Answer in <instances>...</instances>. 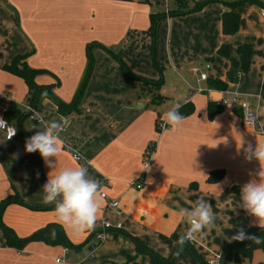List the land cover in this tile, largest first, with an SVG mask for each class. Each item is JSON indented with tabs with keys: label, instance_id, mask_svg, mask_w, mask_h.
<instances>
[{
	"label": "crops",
	"instance_id": "crops-1",
	"mask_svg": "<svg viewBox=\"0 0 264 264\" xmlns=\"http://www.w3.org/2000/svg\"><path fill=\"white\" fill-rule=\"evenodd\" d=\"M198 1L189 0L188 5ZM178 6L175 0H0V104L14 102L26 112V83L3 68L15 55L26 54L29 67L43 70L35 82L51 85L52 93L64 102L73 98L84 77L88 44L93 56L76 111L62 115L56 103L45 97L36 107L38 120H12L17 129L12 140H6L0 129V201L17 193L27 204L8 203L1 221L19 239L49 224L60 226L72 244L67 247L68 260H62V244L40 240L19 247L8 244L0 226V264H152L130 236L168 257L175 245L172 234L181 235L188 228L181 209H190L198 196L207 200L216 217L213 226L190 241L205 259L211 252H221L237 236L240 224L258 225L254 216L233 208L240 202L242 186L259 179V161L247 160L237 145L264 143V7L248 1L237 8L238 31L226 35L221 20L229 8L223 2L211 1L196 11L170 14ZM151 13L164 14L156 21L154 34ZM223 43L232 55L238 46L250 44V65L238 82L213 90L210 99L197 89H208L209 79L226 80L230 61L216 53ZM107 49L116 52L134 75L161 80L159 89L153 91L160 94L153 101L157 106L165 102L169 111L191 102L193 112L183 116L176 128L156 131L157 121L166 112L148 108L152 102L148 88L124 75ZM201 72L206 79L199 78ZM235 93L248 97L258 129L243 126L241 110L232 101L209 116V102L221 97L231 100ZM61 117L62 151L58 158H51L56 162L53 171L87 167L89 175L101 182V193L119 201L121 214L101 197L103 207L97 221L119 222L120 228L104 231L102 241L93 248L97 229L75 233L58 222L54 209L28 207L53 204L42 199L51 169L38 151H26L24 136L31 137L45 123ZM152 143L151 160L145 164L144 154ZM217 169L223 170L222 176L208 181L210 172ZM139 177L141 187L136 188L131 183ZM257 263H264L262 249H255L249 259L223 264ZM171 264L196 263L184 255Z\"/></svg>",
	"mask_w": 264,
	"mask_h": 264
},
{
	"label": "trees",
	"instance_id": "trees-1",
	"mask_svg": "<svg viewBox=\"0 0 264 264\" xmlns=\"http://www.w3.org/2000/svg\"><path fill=\"white\" fill-rule=\"evenodd\" d=\"M176 4L179 5L176 10H171L170 14H182V13H188L192 11H196L201 9L203 6H205L207 3L211 1H221L226 6H228L229 10H226L222 14V32L226 35L234 34L238 31L239 27V21H240V15L237 11V8H240L248 1H253L256 4L261 5L264 7V2L260 0H231V1H223V0H201L198 2H194L191 6L188 5L189 0H175ZM163 13H151L150 14V31L152 34H154V28L156 21L163 16ZM90 46L91 44H88L86 49V56H87V65H86V71L84 74V77L82 78L80 85L77 89V91L74 93L73 98L69 102H64L60 99H58L51 91L52 86L51 85H40L35 82V77L43 70L35 69L29 67L25 62V56L26 54H17L13 57V59L10 61V63L3 66V68L22 78L24 82L27 85V94H26V101L29 104H32L35 107H38V105L41 103L42 99L45 97H48L52 99L56 105L57 110L62 115H67L73 111H76L80 105V101L84 92L85 85L89 79L92 66H93V56L90 52ZM113 57L118 60L121 71L124 75L137 79L141 87L143 86H151V89H147V94L151 97V101H158L160 98V94H157L153 91L158 90L160 87L161 80H146L144 78L138 77L131 73L128 68L125 66V64L122 62L120 56L112 51L107 49ZM216 53L218 55H221L228 59L230 61V67L226 74V80H221L218 78L209 79L208 80V86L213 87L216 89L224 90L229 82H238L242 75L247 72L250 65V58L252 54V48L250 44H242L238 46L237 53L235 55H232L229 51L228 44H221L219 48L217 49ZM155 68L161 73L162 69L155 63ZM146 91V90H145ZM143 93V91H142ZM9 111L7 114L8 119H15L18 123H20L23 119L28 117V113L22 111L20 108H18L14 102H10L8 104ZM193 105L191 102H186L179 107V112L182 116H186L193 112ZM221 109L220 105H216L213 102H209L208 104V114L209 116H213L215 113H217ZM156 131H159L156 125ZM24 138L27 139L26 136ZM154 144V143H153ZM223 174V170H213L210 172L208 181L214 182L218 180ZM39 177L42 178L41 172L39 173ZM19 203L26 205L22 199L19 197L17 193H14L12 196H9L6 199H3L0 201V226L2 228V231L4 233V237L6 239V243L15 245L16 247L21 246L22 244H25L32 240H40L47 244H62L64 247H72V244L67 239L63 229L55 224H49L44 228H41L35 232H33L31 235L27 236L26 238L19 239L17 238L11 231L10 228L5 226L3 222L1 221V214L4 209V207L8 203ZM30 208L34 209H54V205L50 206H43V207H37V206H28ZM240 228L243 229V234L245 239H238L236 236L231 241L226 242L222 248L221 253L224 256L225 262H240L243 259H249L252 256V253L255 249H262L264 251V229L260 228L258 225H250V226H244L243 224H240ZM178 234H172L171 238L175 241V245L168 257H162L152 251L150 248H148L145 244L142 243V241L134 236H130L132 241L134 242L136 248L141 251L145 252L150 256L151 263L152 264H171L174 261H176L178 258L184 256V255H190L194 262L196 264H208L207 259H205L200 253H198L195 249V247L190 243V241L186 242L182 247L177 243L179 239ZM179 253V254H177ZM257 264H264V263H257Z\"/></svg>",
	"mask_w": 264,
	"mask_h": 264
},
{
	"label": "clouds",
	"instance_id": "clouds-1",
	"mask_svg": "<svg viewBox=\"0 0 264 264\" xmlns=\"http://www.w3.org/2000/svg\"><path fill=\"white\" fill-rule=\"evenodd\" d=\"M180 105H176L167 111L162 118V126L176 128L185 119L179 112ZM0 121H3L0 118ZM64 130V122L52 120L45 123L43 129L36 131L26 139L25 148L28 153L39 152L47 167L51 169L48 178L43 185V202L53 204L58 222L65 228L72 229L75 233L91 230L103 207L101 199V182L91 177L88 168L65 167L53 171L56 162L51 159L58 158L62 151L60 133ZM8 138L15 135L16 129H10ZM243 148L245 158H255L260 163L257 172L259 179H253L241 188L240 202L237 207L242 208L251 216H254L258 226L264 229V143L258 141L253 146L249 144L243 147L238 143L237 150ZM181 216L188 224L187 230L179 236L177 243L182 247L186 242L196 238L206 228L213 226L216 219L211 205L203 196H198L190 209H181ZM238 239H245L241 233ZM179 254V253H177Z\"/></svg>",
	"mask_w": 264,
	"mask_h": 264
},
{
	"label": "built area",
	"instance_id": "built-area-1",
	"mask_svg": "<svg viewBox=\"0 0 264 264\" xmlns=\"http://www.w3.org/2000/svg\"><path fill=\"white\" fill-rule=\"evenodd\" d=\"M262 15H264V11H262ZM193 70L195 72H198L197 68H194ZM199 78L206 79V73H204V72L199 73ZM213 90H221V89H216L213 87H210V88L208 87V89H202V88L197 89L198 92H205L207 94V97L210 99L212 98ZM229 101H232L233 103H235L236 105L239 106V108L241 110V120H242L243 126H245L246 128H249L251 130L258 129L259 123H258L256 111L252 107V104L246 95H241V94L235 93V94H233L231 100H229L228 98H225V97H221V98H218L215 101V103L217 105H222V104L228 103ZM24 109L28 113V118H30L32 120H38V118H39L38 111H37L35 106H33L32 104H29V103H25ZM8 111H9L8 105L0 104V118L3 119V121H0V129L4 132L5 139L10 141L16 135L17 129L14 125V122L11 119L7 118ZM156 125H157V128L159 130L158 132H161L162 130L168 128V126H162V119L158 120ZM10 129H16V132H15V135H13L9 139L8 136L10 134V132H9ZM153 149H154V144L152 143L151 146H149L148 149L145 151V154H144L145 155V159H144L145 164H148L150 162L151 155L153 153ZM139 179H140V177L131 183L132 185H135L136 188L141 187V183L139 182ZM101 197L104 198L105 200H107L108 205L110 207L114 208L116 210L117 214H121V210L119 208V201L118 200L110 199L105 194V192L101 193ZM93 228L97 229L98 231L94 234L95 244L91 248L96 247L102 241L104 231H106L110 228H120V223L118 222L115 225H111L107 221H96ZM241 233H243V229L239 228L237 236H239ZM67 253H68V248L64 247L62 250V260L63 261L68 260ZM92 256H93V252L91 250L88 257L91 258ZM57 261H59V259H57ZM207 262H208V264H223V263H225V259H224V256L221 252H217V253L211 252L210 256L207 258Z\"/></svg>",
	"mask_w": 264,
	"mask_h": 264
},
{
	"label": "rangeland",
	"instance_id": "rangeland-1",
	"mask_svg": "<svg viewBox=\"0 0 264 264\" xmlns=\"http://www.w3.org/2000/svg\"><path fill=\"white\" fill-rule=\"evenodd\" d=\"M147 88H150L151 89V86H147ZM152 90V89H151ZM145 96H146V94H145ZM157 105L154 103V102H151V103H149L148 104V108H155L156 109V111H159L160 113H164V112H167L168 110L166 109L167 108V105H166V103L164 102V103H161L159 106H157Z\"/></svg>",
	"mask_w": 264,
	"mask_h": 264
}]
</instances>
